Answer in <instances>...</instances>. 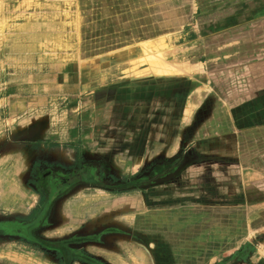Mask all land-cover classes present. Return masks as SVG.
<instances>
[{"label": "rangeland", "instance_id": "obj_1", "mask_svg": "<svg viewBox=\"0 0 264 264\" xmlns=\"http://www.w3.org/2000/svg\"><path fill=\"white\" fill-rule=\"evenodd\" d=\"M262 2L0 0V264H107L46 239L55 202L117 207L129 194H149L161 169L135 160L128 107L136 92L153 85L148 95L157 96L170 77L214 87L216 66L217 93L251 99L244 68L264 64ZM220 45L227 56L216 63ZM84 180L113 193H74ZM252 198L232 220L227 239L237 249L221 264L264 251V180Z\"/></svg>", "mask_w": 264, "mask_h": 264}, {"label": "crops", "instance_id": "obj_2", "mask_svg": "<svg viewBox=\"0 0 264 264\" xmlns=\"http://www.w3.org/2000/svg\"><path fill=\"white\" fill-rule=\"evenodd\" d=\"M262 3L259 9H264ZM223 49L215 50L214 62L227 56ZM244 72L256 89L244 102L234 92L217 93L216 66L214 87L211 81L198 85L189 76L170 77L157 85V96L148 95L153 85L136 92L140 98L128 107L134 114L135 160L144 165L141 169H161L148 185L149 194H129L117 207L103 200L88 208L89 201L82 200L76 210L63 196L43 227L46 239L72 242L107 264L223 263L226 253L237 249L227 239L236 223L232 220L238 210L247 213L256 204L253 185L264 180V64L247 66ZM207 101L212 102L208 109ZM130 117L120 119L127 125ZM72 191L92 197L113 193L103 183L85 180ZM229 264H264V251Z\"/></svg>", "mask_w": 264, "mask_h": 264}, {"label": "flooded vegetation", "instance_id": "obj_3", "mask_svg": "<svg viewBox=\"0 0 264 264\" xmlns=\"http://www.w3.org/2000/svg\"><path fill=\"white\" fill-rule=\"evenodd\" d=\"M44 176H45V177H47V175H46V174H45ZM38 179H41V176H40V175H38ZM62 184H63V183H62ZM65 184H66V183H65ZM41 187H42V188H44V186H43V185H41Z\"/></svg>", "mask_w": 264, "mask_h": 264}, {"label": "bare ground", "instance_id": "obj_4", "mask_svg": "<svg viewBox=\"0 0 264 264\" xmlns=\"http://www.w3.org/2000/svg\"><path fill=\"white\" fill-rule=\"evenodd\" d=\"M30 258V257H29ZM19 262V261H18Z\"/></svg>", "mask_w": 264, "mask_h": 264}]
</instances>
